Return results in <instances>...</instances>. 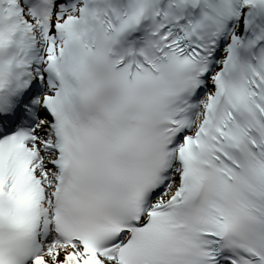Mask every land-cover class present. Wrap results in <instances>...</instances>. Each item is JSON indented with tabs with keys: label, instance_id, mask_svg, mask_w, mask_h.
Returning a JSON list of instances; mask_svg holds the SVG:
<instances>
[{
	"label": "snow or ice",
	"instance_id": "obj_1",
	"mask_svg": "<svg viewBox=\"0 0 264 264\" xmlns=\"http://www.w3.org/2000/svg\"><path fill=\"white\" fill-rule=\"evenodd\" d=\"M0 264H264V0H0Z\"/></svg>",
	"mask_w": 264,
	"mask_h": 264
}]
</instances>
